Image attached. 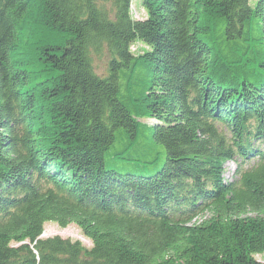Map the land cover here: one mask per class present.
<instances>
[{
  "label": "trees",
  "instance_id": "16d2710c",
  "mask_svg": "<svg viewBox=\"0 0 264 264\" xmlns=\"http://www.w3.org/2000/svg\"><path fill=\"white\" fill-rule=\"evenodd\" d=\"M131 2L0 0V264H264V0ZM116 128L161 164L105 168Z\"/></svg>",
  "mask_w": 264,
  "mask_h": 264
},
{
  "label": "rangeland",
  "instance_id": "374dc122",
  "mask_svg": "<svg viewBox=\"0 0 264 264\" xmlns=\"http://www.w3.org/2000/svg\"><path fill=\"white\" fill-rule=\"evenodd\" d=\"M131 1V13L133 16L144 18L146 14L140 7V0ZM254 1L255 0H250V3L253 4ZM144 49H146L145 45L140 42H136L131 46V51L135 55L140 54ZM92 61L95 72L100 76H104L108 66L107 53L94 54L92 56ZM120 83V94L122 95L123 91H125V82L121 80ZM139 121L148 125L155 122V120L148 118H142ZM149 135L150 133L148 130L139 128L138 136L135 139H130L126 136L123 128H116L114 130V140L104 153L105 168L113 169L120 173L150 174L154 166L161 164L163 161L164 150L160 143L154 140L151 141ZM234 165L235 164L231 161L224 164L225 174L230 175L227 180H231L232 178L231 173ZM55 235H59L62 238L79 240L86 248H91L92 246L91 241L85 238L74 224L68 225L66 228H60L55 223H45L42 238ZM255 258L264 262V252L256 254Z\"/></svg>",
  "mask_w": 264,
  "mask_h": 264
},
{
  "label": "bare ground",
  "instance_id": "6f19581e",
  "mask_svg": "<svg viewBox=\"0 0 264 264\" xmlns=\"http://www.w3.org/2000/svg\"><path fill=\"white\" fill-rule=\"evenodd\" d=\"M264 151V150H263ZM235 175H232V180H230V181H233V179H235ZM227 179V178H226ZM227 181V180H226ZM61 228H66V227H61ZM40 238H42V234L40 235Z\"/></svg>",
  "mask_w": 264,
  "mask_h": 264
}]
</instances>
